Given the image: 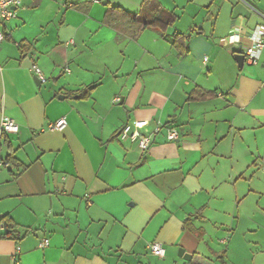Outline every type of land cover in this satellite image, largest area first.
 <instances>
[{"label":"crops","instance_id":"obj_1","mask_svg":"<svg viewBox=\"0 0 264 264\" xmlns=\"http://www.w3.org/2000/svg\"><path fill=\"white\" fill-rule=\"evenodd\" d=\"M143 1L23 0L3 24L0 215L20 239L0 237V264H15L18 246L20 264H199L195 253L208 264H264V50L256 65L237 60L264 0H159L176 22L137 38L105 23L107 3L137 12ZM198 87L210 96L189 99ZM4 117L17 133L3 135ZM61 117L66 127L52 128ZM134 120L149 121L146 151L120 136Z\"/></svg>","mask_w":264,"mask_h":264},{"label":"trees","instance_id":"obj_2","mask_svg":"<svg viewBox=\"0 0 264 264\" xmlns=\"http://www.w3.org/2000/svg\"><path fill=\"white\" fill-rule=\"evenodd\" d=\"M107 11L105 15V23L113 26L117 31L131 37L137 38V36L147 28H156L160 32L165 33L166 30L172 26L177 19V15L165 7L159 0H144L142 6L137 12H130L121 6H115L107 3ZM173 46L180 52V54H186L188 52V46L185 43V39L182 33H175L172 37ZM24 53L30 52L32 45L30 43L21 42ZM94 86H89L81 97L88 96L89 92L93 90ZM211 92L204 90L200 87L195 88L190 94L189 99L200 100L210 96ZM3 135H6L3 133ZM8 160L16 164L19 168L18 172H21V167L23 166L20 161H18L14 155H9ZM24 167V166H23ZM19 173H17L18 175ZM193 216V215H192ZM190 216L186 220V226L190 228L194 233L198 235L200 239L203 237V230L196 229L191 225ZM3 226V228H2ZM20 230L16 229V224L9 215H1L0 219V237H11L15 239H20ZM194 261L199 264H208L210 261L203 255L195 253Z\"/></svg>","mask_w":264,"mask_h":264},{"label":"built area","instance_id":"obj_3","mask_svg":"<svg viewBox=\"0 0 264 264\" xmlns=\"http://www.w3.org/2000/svg\"><path fill=\"white\" fill-rule=\"evenodd\" d=\"M23 0H0V41L6 38V34L2 29L3 24L14 18L16 16V9L22 4ZM260 17L262 18V22L259 23L252 36L251 43L242 49V54L245 57V60L248 64L256 65L259 63L261 59L262 52L264 50V13L258 10H255ZM231 39L237 41L240 39L238 34H234L231 36ZM32 71L38 77L40 82H46L47 77L44 75L42 69L38 64L34 63L31 67ZM116 101L119 100L117 97ZM67 125V120L65 117H61L54 124L51 125L52 128L56 130H63ZM149 125V121L147 120H134L127 123L121 130L120 136L122 138H128L134 142H137L141 149L144 151L148 150L152 145L154 139L153 134L149 133L146 127ZM161 127L157 126L156 132H160ZM1 131L2 133L13 134L19 131V125L10 117H4L1 121ZM179 138V134L176 128H169L167 133V139L170 141L177 140ZM2 161H0V165ZM1 219V215H0ZM3 228V226H2ZM50 244V239L45 238L41 241V247H47ZM151 252L158 256L163 257L165 255V248L161 242L154 241L150 244ZM21 252L20 247L18 246L16 249V253L14 255L15 264H20V261L17 255Z\"/></svg>","mask_w":264,"mask_h":264},{"label":"water","instance_id":"obj_4","mask_svg":"<svg viewBox=\"0 0 264 264\" xmlns=\"http://www.w3.org/2000/svg\"><path fill=\"white\" fill-rule=\"evenodd\" d=\"M237 60H238V62H239V65L242 67V66L244 65V61H245V57H244V55H243V54H238V55H237ZM38 80H39V79H38ZM179 256L183 257V258L186 259V260H191V258H192V255L189 254V253H187V252L185 251V249H183V248H181V249L179 250Z\"/></svg>","mask_w":264,"mask_h":264},{"label":"rangeland","instance_id":"obj_5","mask_svg":"<svg viewBox=\"0 0 264 264\" xmlns=\"http://www.w3.org/2000/svg\"><path fill=\"white\" fill-rule=\"evenodd\" d=\"M260 170H261V172L259 174V178H260L259 187L262 190H264V166H262ZM261 197H262V199H261L262 205H264V192H262Z\"/></svg>","mask_w":264,"mask_h":264}]
</instances>
